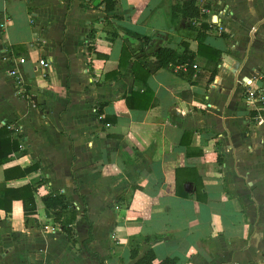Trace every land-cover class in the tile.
<instances>
[{
  "label": "crops",
  "instance_id": "1",
  "mask_svg": "<svg viewBox=\"0 0 264 264\" xmlns=\"http://www.w3.org/2000/svg\"><path fill=\"white\" fill-rule=\"evenodd\" d=\"M182 1L0 0V126L20 142L0 199L40 180L38 200L64 193L63 221L76 213L72 242L40 201L26 222L13 200L0 264H138L150 250L153 264L264 263V102L249 96L264 94V0H196L192 23L173 17ZM144 36L138 62L188 44L191 80L184 66L144 82L124 54Z\"/></svg>",
  "mask_w": 264,
  "mask_h": 264
},
{
  "label": "trees",
  "instance_id": "2",
  "mask_svg": "<svg viewBox=\"0 0 264 264\" xmlns=\"http://www.w3.org/2000/svg\"><path fill=\"white\" fill-rule=\"evenodd\" d=\"M106 4V10L112 11L114 10L116 6V0H104ZM177 12L181 13L184 17L191 20L190 22L194 21L195 19H198L200 17V9L196 5V0H183L181 4L174 5L173 6V17H176ZM202 28H204V31L208 29V26L206 24H202ZM199 32L197 35V39L199 42V49L198 53L201 54V48L204 45V39H205V32ZM126 44L124 47V54L128 55V60H131L133 64H138L142 69L145 70L144 73V82L146 81V78L150 75L156 73L158 70L162 68H169L174 73L183 75L179 72V70H176V67L178 66H186L187 68V74L189 76V79L191 80L192 75L194 74V69L192 67L195 64V54L188 48V44H184L185 48L183 51H179L173 47L169 46H158L153 55L155 56L154 60H145L143 62H138L135 58L138 54L143 53L145 56H149L150 54L146 51V47L152 42L151 36H144L139 38V43L136 46H133V43L129 40H126ZM205 47V46H204ZM214 52V51H213ZM217 54V57L210 58V60H214L216 63L221 60L220 52H215ZM123 54V55H124ZM148 59V58H147ZM126 65V62L123 60V56L120 58V67ZM134 68V66H133ZM134 73L137 78L139 76L137 75L138 72L134 68ZM214 73V72H213ZM137 93L133 92L132 96H135ZM149 91L143 94L146 98L149 96ZM128 103H130V100H128ZM156 101L150 102L148 104H142L138 105L141 107L149 108L151 106H154ZM130 107L133 106V104H129ZM13 131L9 129L7 126H0V165H3L10 161L11 155L14 153L20 152V142L17 139H12ZM37 169V166H32L29 168H26L23 170L22 175H26L30 173L31 171ZM76 183L77 178L75 179ZM40 180H34L31 184H28L24 187L14 189V188H7L5 187V197L3 199H0V209H4L7 213L11 212L12 210V202L15 199H21L24 204V211H25V217L26 222L29 220V216L32 214H35L38 209V201L41 202V204L48 208L55 216L56 221L61 222L62 228L65 232H67L70 240L74 242L73 238V231L72 228L69 226L70 221L75 218V214H73L72 218L69 222L63 221L64 213L68 209V201L67 197L64 193H52L49 194L41 199L38 200L37 195V187L40 185ZM133 189H141L142 187L139 185L132 186ZM76 191H78V188H76ZM91 238V236H90ZM148 240L152 239L151 237L147 238ZM133 255H137V251L133 253ZM154 252L152 250L148 251L145 256L138 259V264H153L154 260ZM169 259L165 260L161 264H167Z\"/></svg>",
  "mask_w": 264,
  "mask_h": 264
},
{
  "label": "built area",
  "instance_id": "3",
  "mask_svg": "<svg viewBox=\"0 0 264 264\" xmlns=\"http://www.w3.org/2000/svg\"><path fill=\"white\" fill-rule=\"evenodd\" d=\"M201 11L205 12V11H206V8H203ZM223 12L225 13V12H227V11H226V10H222L221 13H223ZM40 65L43 66V67H45V68H50L51 61H50V59H48V58H42V59L40 60ZM193 67H194V68H197V65L194 64ZM182 68H184V65H183V66H178V67H176V70H179V69H182ZM248 85L251 86V83H249ZM256 93H257L256 90H252V89H251V90L249 91V96H250L251 98H254V99L257 100V101H262V102H264V94H259V95H257ZM4 123H5V122H4ZM5 124H6V123H5ZM47 229H50L51 232H54L55 229H59V225H57V226H52V227L47 226ZM258 264H264V263H258Z\"/></svg>",
  "mask_w": 264,
  "mask_h": 264
}]
</instances>
